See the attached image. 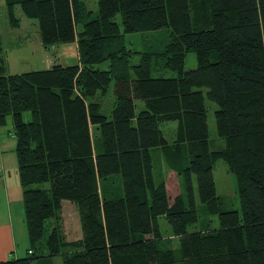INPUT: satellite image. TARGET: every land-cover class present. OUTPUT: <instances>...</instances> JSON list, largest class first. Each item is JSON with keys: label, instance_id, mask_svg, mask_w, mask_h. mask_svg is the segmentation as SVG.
<instances>
[{"label": "trees", "instance_id": "1", "mask_svg": "<svg viewBox=\"0 0 264 264\" xmlns=\"http://www.w3.org/2000/svg\"><path fill=\"white\" fill-rule=\"evenodd\" d=\"M1 1L13 27L17 11L36 21L44 48L77 43L79 63L7 75L0 56V128L12 116L30 241L29 257L0 264L59 256L63 264H264V0H97L93 18L83 0ZM166 28L165 51L132 65L125 36ZM189 53L193 70L185 69ZM159 56L176 77L152 76ZM106 61L109 70L97 68ZM112 84L107 117L98 98ZM202 89L218 107L217 150ZM166 122H177L171 144ZM155 149L180 182L172 203L164 173H154ZM220 160L236 178L240 210L222 211ZM115 176L121 186L108 188ZM195 184L202 215L218 216L216 230L188 232L201 218ZM64 201L78 206L82 224L81 239L69 243L52 225ZM159 218L178 248L168 246Z\"/></svg>", "mask_w": 264, "mask_h": 264}, {"label": "rangeland", "instance_id": "2", "mask_svg": "<svg viewBox=\"0 0 264 264\" xmlns=\"http://www.w3.org/2000/svg\"><path fill=\"white\" fill-rule=\"evenodd\" d=\"M88 10L92 12V18L96 15L98 6L97 0H83ZM17 17L21 19L19 27H13L7 17L6 5L4 1L0 2V56L6 62L7 75H19L30 73L34 71L49 70L54 64H61L63 66H74L78 64V49L75 43L59 44L52 48H44L39 35V30L36 21L25 18L20 11H17ZM116 21L122 25V18L120 15L116 17ZM170 40V30L168 28L159 31L144 32L128 34L124 38V45L128 50L134 51L130 59L132 65L140 63L142 53H157L160 54L165 51V48ZM162 57L154 61L152 76L154 78H174L177 73L168 69L162 68ZM159 60V61H158ZM110 62L106 61L97 66V68L106 71L109 70ZM197 68V60L194 53H189L186 56L185 69L193 70ZM205 96V106L207 108V122L210 131L211 149L217 150L224 146V141L218 137L215 123V111L218 109L217 105L210 101L207 97V90L202 89ZM102 106L101 112L109 117L115 104V96L113 91V84L108 92L98 98ZM143 103L138 104V108H143ZM24 120L31 121V114L25 113ZM164 138L171 144L176 139L177 122H166L161 126ZM95 137L98 136L94 129ZM3 142V143H1ZM0 143L1 149L4 152L6 166L8 169H13L11 172V182L15 184L18 180L16 171V139L14 137V123L10 116L7 120L6 126L0 128ZM154 164V173H164L167 180V188L170 195L171 203L180 194V182L174 172L168 170L163 154L155 149L151 152ZM214 177L216 183V191L218 197L222 202V211L240 210V201L237 193L236 178L229 171L228 166L223 160L217 162L214 169ZM115 183L111 185L107 183L106 186L110 188L113 186L118 188L121 186V177L115 176ZM20 195L21 188L18 183L16 185ZM35 188H49L48 184L35 186ZM195 199L199 207L201 218L197 224L190 225L188 232H200L208 230H216L219 228L218 216L207 217L203 216V206L200 203L197 184H195ZM54 225L58 224L61 228V233L64 237V242H74L82 237L81 216L78 206L75 203L64 201L62 210L59 216L52 220ZM26 225V224H25ZM159 225L161 233L168 241V246L173 248L179 247V240L171 234V228L164 218H159ZM26 227V226H25ZM30 245V241H29ZM30 247L23 249L20 258L29 257L28 250ZM70 247H63L62 252H68ZM46 250V249H43ZM46 254V253H44ZM35 260L33 264H38ZM47 264H63L62 257L51 259Z\"/></svg>", "mask_w": 264, "mask_h": 264}, {"label": "crops", "instance_id": "3", "mask_svg": "<svg viewBox=\"0 0 264 264\" xmlns=\"http://www.w3.org/2000/svg\"><path fill=\"white\" fill-rule=\"evenodd\" d=\"M40 35V34H39ZM41 40V39H40ZM77 46V43H75ZM52 48V47H51ZM78 49V46H77ZM79 56V53H78ZM79 63V59H78ZM61 65V64H60ZM63 66V65H62ZM3 143V142H1ZM0 143V263L22 259L23 249L30 247L27 228L25 227L23 190L19 180L18 165L15 174L18 180L11 182V172L6 166L5 143L4 152ZM11 171V172H9ZM21 188L22 194L16 185ZM38 264H47L50 260H38Z\"/></svg>", "mask_w": 264, "mask_h": 264}]
</instances>
